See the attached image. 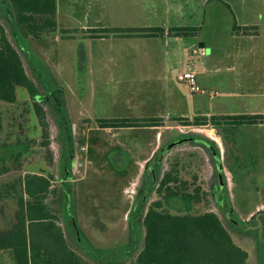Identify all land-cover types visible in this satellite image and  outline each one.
Returning a JSON list of instances; mask_svg holds the SVG:
<instances>
[{
    "label": "rangeland",
    "instance_id": "1",
    "mask_svg": "<svg viewBox=\"0 0 264 264\" xmlns=\"http://www.w3.org/2000/svg\"><path fill=\"white\" fill-rule=\"evenodd\" d=\"M80 4L83 5V3ZM80 11L81 6L78 5L76 13L79 19H81ZM89 23H93L92 20ZM0 24L4 27L9 41L16 47L7 19L0 16ZM55 36L63 39L61 32H45L38 37L22 35L35 58L40 64L42 63L41 68L43 69L45 65L56 82L58 80L55 74L61 71L58 79L66 89L68 84L74 83L76 77L74 74L76 42L72 46L67 41L53 43ZM202 42L195 39V46ZM92 45L93 66H89L87 70L82 69L78 76L80 75V80L83 82L81 102L88 109L85 117L89 119L90 127L93 128L87 136L80 131V127L72 128L74 156L69 168L70 176L67 178L70 180L67 200L72 203L74 212L69 210L68 205H62L60 199V192L64 189L61 182L66 179L67 174L63 173L61 166L64 151L58 139V128L54 119L48 107L43 106L49 134L48 145L43 146L44 138L33 110L34 101L24 88L16 87V100L13 103L0 101V156L6 154L7 148L3 146L11 145L17 139L21 140L27 148L17 160L12 157L4 161L0 159V231L8 228L14 221L17 210L16 200L3 197L1 188L24 174L36 173L52 176L47 203L56 216L55 223L63 230L68 246L77 254L85 258L84 252L76 242V233L70 231L73 219L94 246L114 248L129 242L132 216L136 214L140 232L138 239L140 248L143 236L141 222L150 202L157 198L154 191L163 173L175 169L178 178L184 181L182 187L189 191L199 190L201 199L194 203L192 213H215L229 232L233 242L247 252L246 264H258L260 248L264 244V140L260 141L261 136L264 137V126L258 127L263 122V118L256 120L257 123L252 125H226L224 122L229 119H223V116L201 119L200 122H206L204 125H195V119L183 121L171 119L166 124L158 122L159 125L166 127L156 129L160 142L154 158L144 167L136 188L132 186L142 172L144 162L140 165H130L127 169L130 175H128V181L124 183L128 184L132 179L130 177H133L131 184L127 185L129 188L126 191L129 193L123 191L122 196L120 194L115 196L114 188H109V185L117 178L113 171L106 169L107 166L100 171L92 166L86 178L83 177L86 164L83 161L84 151L81 147L84 145L89 147L88 154L95 161L97 140L109 136L103 131H96V126L100 128L99 120L140 119L153 113L154 103L147 99L148 86L136 84L138 79L136 74L139 71L129 68L125 70L124 75H115L106 68L105 64L110 57H115L116 53L106 52V45H101V42H94ZM85 46L87 48V45ZM19 53L27 75L37 85L38 90L43 92L31 65L20 51ZM193 58L196 61V56ZM48 59L51 61L53 59V63ZM66 93L68 96V91ZM74 113L77 115L76 111ZM213 120H217L219 125H213ZM83 125L85 129L87 124ZM79 126L82 124L80 123ZM153 134L154 132L148 129L129 127L117 131L116 138L113 140L123 145L125 149H132L133 159L138 160L148 154V143L153 140ZM211 137L216 138L218 142L216 143ZM213 146L218 151L216 158L212 152ZM235 156L241 159L239 164L233 160ZM227 157L232 159L229 163H227ZM111 163L113 170L117 171L119 170L117 168L122 167ZM221 173L223 176L219 178ZM122 176L118 175L117 182H121L119 179ZM94 193L101 197V200L104 196H112L108 197L107 201L113 205L115 201H118V209H112L110 205L101 206L99 211H94L96 208L87 206L89 203L87 194L90 198ZM138 204L140 208L135 212L133 208ZM224 204L246 226V230L233 229L227 216L228 208L225 209ZM168 210L180 212L181 205L174 202ZM135 255L136 252L126 261H133ZM0 264H13L7 252L0 253Z\"/></svg>",
    "mask_w": 264,
    "mask_h": 264
},
{
    "label": "crops",
    "instance_id": "2",
    "mask_svg": "<svg viewBox=\"0 0 264 264\" xmlns=\"http://www.w3.org/2000/svg\"><path fill=\"white\" fill-rule=\"evenodd\" d=\"M55 3L53 33L62 29L66 32L63 33V39L55 36L53 43L67 41L72 46L76 42L74 83L68 84L65 89L58 79L61 71L55 74L58 83L64 88L73 129L80 127V131L87 136L93 128L85 117L88 109L81 102L83 82L78 74L82 69L93 66L94 42L106 45V52L116 53L107 63L103 61L110 72L121 76L129 68L139 71L136 84L148 86L147 99L154 103L153 113L142 118H159L162 124H166L173 118L259 115L263 122L258 127L264 126V0H55ZM78 5L81 6V19L76 13ZM91 20L93 23L90 24ZM234 26L256 29L245 33L242 29H234ZM155 27L163 30L162 35L142 37L139 34H109L107 37L95 38L92 37L94 33L90 32L104 28ZM173 27H192L197 31L192 36L181 37L170 33ZM195 39L198 42L204 40V46L196 47ZM191 62L197 84L203 90L201 93L191 94L188 87L177 80V75L187 70ZM79 122L82 126H79ZM83 124H87L85 129ZM162 127L166 126L140 127L153 131V140L148 143V154L134 160L132 149H125L113 140L117 131L123 128L96 126V131H103L109 136L97 140L95 161L88 154L89 147H81L86 164L83 177L86 178L92 166L97 171L107 166L106 169L113 171L117 179L118 175L124 176L119 179L121 182L115 179L109 185V188H114L115 196H122L123 191L129 193L126 189L133 177H130L132 179L128 184H124L130 175L127 169L130 165H140L155 153L160 142L156 129ZM261 140L264 137L261 136ZM111 162L122 167L113 170ZM118 191L120 193L117 194ZM108 197L112 196H104L101 200L95 193L90 198L87 194V206L96 208L94 211L110 205L112 209H118V201L113 205L108 203ZM2 252L5 254V251Z\"/></svg>",
    "mask_w": 264,
    "mask_h": 264
},
{
    "label": "trees",
    "instance_id": "3",
    "mask_svg": "<svg viewBox=\"0 0 264 264\" xmlns=\"http://www.w3.org/2000/svg\"><path fill=\"white\" fill-rule=\"evenodd\" d=\"M212 1V0H208ZM55 0H0V16L6 18L10 25L11 35L16 47L7 38L4 27L0 24V101L13 103L16 100V87L24 88L33 99V110L42 131L43 146L48 145V124L45 120L47 106L58 128V139L64 151L61 166L66 177L70 176L69 168L74 156V141L72 122L70 120L64 88L50 75V71L35 58L23 40L22 35L38 37L41 33L55 31ZM248 33L252 29L237 27ZM175 36H192L197 29L192 27H173L170 30ZM65 33L64 29L60 30ZM92 37L102 38L109 34L118 36L137 35L142 37H157L162 35L161 28H104L93 29ZM31 65L33 74L43 92L27 75L21 54ZM259 115L223 116L229 119L226 125L256 124ZM186 118H173L183 121ZM196 118L195 125H204ZM187 120V119H186ZM230 121V122H229ZM159 118L140 119H105L99 120L100 127L129 128L160 126ZM213 125H219L213 120ZM189 125V124H188ZM212 144V142H209ZM6 154L0 159L18 157L26 151L27 146L19 139L11 145H4ZM212 149V148H211ZM214 157L218 151L213 146ZM232 160V159H231ZM227 157V163L231 161ZM238 164L241 159L233 158ZM174 169V168H173ZM69 172V173H68ZM52 176L41 174H24L22 177L1 188L3 197L15 199L17 210L14 221L3 231H0V250L9 254L13 264H246L247 252L237 246L219 217L213 212L192 213L194 203L201 199L199 190L189 191L182 187L184 181L178 178L177 170H167L163 173L156 189V199L153 200L142 219V243L138 247L140 237L136 215L132 216L129 229V242L114 248H99L94 246L80 231L76 220L70 225V231L76 233V242L84 252L85 258L71 249L63 230L55 223L53 214L47 203L50 193L49 182ZM69 182L64 183L60 192L62 205H68L73 211L72 203L67 200ZM181 205L180 212H171V204ZM224 208L228 206L224 204ZM227 216L230 225L236 231H244L242 224L228 208ZM256 219L258 216L256 215ZM264 221V220H263ZM75 222V223H74ZM136 255L133 261H126ZM258 264H264V244L260 248Z\"/></svg>",
    "mask_w": 264,
    "mask_h": 264
},
{
    "label": "built area",
    "instance_id": "4",
    "mask_svg": "<svg viewBox=\"0 0 264 264\" xmlns=\"http://www.w3.org/2000/svg\"><path fill=\"white\" fill-rule=\"evenodd\" d=\"M193 62L190 63V66L187 70L182 71L177 75V80L185 84L191 94L201 93L203 90L197 84L196 73L191 69Z\"/></svg>",
    "mask_w": 264,
    "mask_h": 264
},
{
    "label": "bare ground",
    "instance_id": "5",
    "mask_svg": "<svg viewBox=\"0 0 264 264\" xmlns=\"http://www.w3.org/2000/svg\"><path fill=\"white\" fill-rule=\"evenodd\" d=\"M211 138H213V140H215V141H218L216 138H214V137H211ZM150 159V158H149ZM147 162H148V159L146 160V161H144V163H143V167H142V172L140 173V175L138 176V178H137V180H136V182L133 184V186L132 187H135L136 188V186H137V184L139 183V181H140V179H141V177H142V173L144 172V167H146V165H147ZM134 188V189H135Z\"/></svg>",
    "mask_w": 264,
    "mask_h": 264
},
{
    "label": "flooded vegetation",
    "instance_id": "6",
    "mask_svg": "<svg viewBox=\"0 0 264 264\" xmlns=\"http://www.w3.org/2000/svg\"><path fill=\"white\" fill-rule=\"evenodd\" d=\"M222 176H223V174L221 173V174H219V178L221 177L222 178ZM68 177H66V179H64V181H62L61 182V184L62 185H64V183L65 182H69L70 180L69 179H67ZM220 180V179H219ZM64 187V186H63ZM151 203V202H150ZM139 204L138 205H136L134 208H133V210L136 212V211H138L139 210ZM148 208V207H147ZM147 211V210H146ZM136 215V214H135ZM137 218V217H136Z\"/></svg>",
    "mask_w": 264,
    "mask_h": 264
},
{
    "label": "water",
    "instance_id": "7",
    "mask_svg": "<svg viewBox=\"0 0 264 264\" xmlns=\"http://www.w3.org/2000/svg\"><path fill=\"white\" fill-rule=\"evenodd\" d=\"M198 46H199V47H203L204 44H203V43H200ZM154 155H155V153L150 157V159H148L147 164L152 160V158H154ZM146 169H147V168H146ZM145 171H146V170H145Z\"/></svg>",
    "mask_w": 264,
    "mask_h": 264
}]
</instances>
